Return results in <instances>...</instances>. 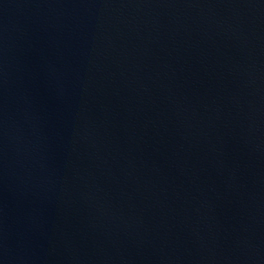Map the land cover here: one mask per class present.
<instances>
[{
    "label": "water",
    "instance_id": "1",
    "mask_svg": "<svg viewBox=\"0 0 264 264\" xmlns=\"http://www.w3.org/2000/svg\"><path fill=\"white\" fill-rule=\"evenodd\" d=\"M0 264H264V0H0Z\"/></svg>",
    "mask_w": 264,
    "mask_h": 264
}]
</instances>
